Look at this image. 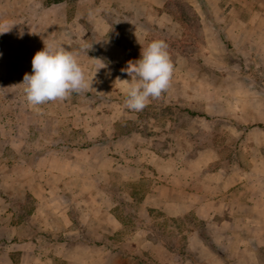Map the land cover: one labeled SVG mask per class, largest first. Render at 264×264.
<instances>
[{
  "label": "crops",
  "instance_id": "obj_1",
  "mask_svg": "<svg viewBox=\"0 0 264 264\" xmlns=\"http://www.w3.org/2000/svg\"><path fill=\"white\" fill-rule=\"evenodd\" d=\"M18 1L0 0L6 18ZM27 1L13 27L24 39L0 43V158L14 151L31 162L19 190L34 208L15 221L0 183V264H262L264 107H252L247 78L241 88L231 66L199 71L208 62L174 45L167 10L149 11V22L130 2L126 23H112L97 0H78L71 16L65 0ZM154 39L168 44L171 84L133 111L122 69ZM44 42L79 53L96 99L81 92L28 104L23 77Z\"/></svg>",
  "mask_w": 264,
  "mask_h": 264
},
{
  "label": "rangeland",
  "instance_id": "obj_2",
  "mask_svg": "<svg viewBox=\"0 0 264 264\" xmlns=\"http://www.w3.org/2000/svg\"><path fill=\"white\" fill-rule=\"evenodd\" d=\"M23 1L19 0L17 5L12 4V9L9 8L8 10L12 11V15L8 18L2 12L3 6H1L0 20L9 21L14 25L13 27L18 23L20 24L21 15L19 11ZM65 1L68 2L70 16L75 14L80 2L78 0ZM27 2L26 0L25 3ZM97 2L112 23H115L114 18L120 19L121 23H126V6L130 2L138 4L140 19H147L149 22L154 19V17H150V12L161 14L162 11L167 10L171 14L167 18L169 17L171 20L172 31L178 34L177 36L174 34L172 38V42L178 50H183L182 52H187V54L195 55L197 52L200 56L202 55V58L200 56L198 58L199 62L207 61L208 63L203 64L204 66L198 65L199 71L207 72L215 69L223 72L231 66L230 71L243 75L238 76V87H243L244 79L241 77L247 78L245 86H252V107L254 110L264 107V0H97ZM135 22L136 26H142L140 21L135 20ZM132 25L134 24L131 21L129 27ZM25 31L20 28H12L8 33L0 35V43L6 37L13 40H23ZM182 31H184L183 37L180 38L179 35ZM1 53L4 55V52ZM4 66L2 65L1 69ZM1 95L3 94L0 93ZM89 96L96 99L95 94L91 93ZM4 98L1 96V99ZM184 122L186 121L184 120ZM17 129L22 132V128ZM256 134L259 135V133ZM260 134L262 133L260 132ZM18 137L24 139L21 133ZM35 146L36 143L31 141L28 144V151L31 152ZM18 155L13 151V153H8L5 159L0 158V183L8 189L6 192L10 198L8 206L14 211L15 221H21L24 216L26 218L25 212H30L31 208H34V199L31 198L30 194L19 190L26 187V176H22L24 174L23 169L27 165L31 167L32 164L31 162L22 164V161L20 162L17 158ZM26 199L28 203L24 202ZM56 205H58L57 202ZM48 206L43 205L47 212L46 215L43 214V218L51 221V217L48 216H52V214ZM118 242L117 239L114 240L115 245ZM120 242L121 244L126 243L124 239ZM129 247L134 246L129 242ZM17 260L18 257H14V261Z\"/></svg>",
  "mask_w": 264,
  "mask_h": 264
},
{
  "label": "clouds",
  "instance_id": "obj_3",
  "mask_svg": "<svg viewBox=\"0 0 264 264\" xmlns=\"http://www.w3.org/2000/svg\"><path fill=\"white\" fill-rule=\"evenodd\" d=\"M13 26L7 20H0V35L11 31ZM44 45L32 57L31 73H25L23 77L25 99L30 106L63 101L73 93L93 89V77H86L78 60L79 53L62 45L45 42ZM102 67H106L105 63L99 68ZM122 71L130 77L124 105L133 111L143 110L150 99L159 98L170 87L174 64L167 42L162 39L150 41L142 47L140 57L128 61Z\"/></svg>",
  "mask_w": 264,
  "mask_h": 264
},
{
  "label": "trees",
  "instance_id": "obj_4",
  "mask_svg": "<svg viewBox=\"0 0 264 264\" xmlns=\"http://www.w3.org/2000/svg\"><path fill=\"white\" fill-rule=\"evenodd\" d=\"M61 1H64V0H44L43 3H44V5L48 6V5H51V4H53V3H57V2H61ZM88 95H91V93L88 92ZM190 113H192V114H196L195 112H192V111H190ZM258 125L261 126V127H264V124H262V123H259ZM201 235H202V237L204 238V240H205L210 246H212L213 248H216V245L214 244L213 239L211 238V236H210L209 234H207V233L205 232V230H202V231H201Z\"/></svg>",
  "mask_w": 264,
  "mask_h": 264
}]
</instances>
